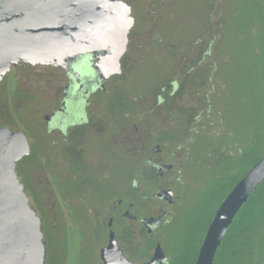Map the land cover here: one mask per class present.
Wrapping results in <instances>:
<instances>
[{"label":"flooded vegetation","instance_id":"flooded-vegetation-1","mask_svg":"<svg viewBox=\"0 0 264 264\" xmlns=\"http://www.w3.org/2000/svg\"><path fill=\"white\" fill-rule=\"evenodd\" d=\"M118 1L133 17L119 70L78 77L54 64L13 63L0 79V127L28 140L16 170L42 220L46 258L63 245L69 259L71 236L90 231L103 239L104 264L113 230L135 263L160 245L170 264H195L207 220L226 197L217 196L222 182L255 148L258 100L225 78L232 57L222 37L232 19L248 53L259 51L251 29L264 19V0ZM234 111L250 122L242 133L231 125ZM120 167L127 177L106 190ZM94 194L102 204L89 200ZM229 229L213 264H264V244L245 242L248 233L226 243Z\"/></svg>","mask_w":264,"mask_h":264},{"label":"water","instance_id":"water-1","mask_svg":"<svg viewBox=\"0 0 264 264\" xmlns=\"http://www.w3.org/2000/svg\"><path fill=\"white\" fill-rule=\"evenodd\" d=\"M132 23L130 8L118 0H0V79L18 61L62 66L78 77L97 68L114 73ZM28 151L23 133L0 127V264L46 260L42 220L16 170ZM262 182L264 152L216 209L195 264H213L227 230ZM101 256L104 264H138L124 254L113 230ZM143 264H170L169 256L158 245Z\"/></svg>","mask_w":264,"mask_h":264},{"label":"rangeland","instance_id":"rangeland-1","mask_svg":"<svg viewBox=\"0 0 264 264\" xmlns=\"http://www.w3.org/2000/svg\"><path fill=\"white\" fill-rule=\"evenodd\" d=\"M192 10L193 8L187 9V19L192 20ZM252 34L255 39L259 42V51H254L251 54L248 53L247 43H245L244 36L241 34L240 28L232 24V19H230V24L227 31L222 37V45L224 50L231 52V60L224 65V76L227 78L229 84L233 87L236 84L242 83L253 96H258V103L256 105V112L252 118V125L254 128H259L258 132L253 135L255 137V143H257L256 148L254 149V155H262L264 152V19L261 21L254 22L252 25ZM147 72H145L141 80L145 81V78H148ZM27 121V112L24 113ZM230 122L233 128L238 133H242L240 130L244 128L248 123L245 115L243 114L242 118L237 117L236 112L231 114ZM250 167V161H242L238 166L233 169V172L228 174L229 176L225 178L222 182L221 190L217 196L227 195L231 187L245 174V172ZM127 177L126 169L118 168L115 170L114 175L111 178L105 181L106 190H110L113 185H116L122 179ZM105 190V191H106ZM255 203L260 204V195L264 194V184L259 189ZM95 195V194H94ZM89 200H95L98 203L102 204L103 199L97 195H89ZM210 207L211 204H209ZM264 213L258 216L256 220V228L264 226ZM254 230V229H253ZM248 233V236L245 237L244 241L246 242H255L264 244V231L256 232L255 235ZM103 239L96 237L90 231L87 234H74L71 236L69 241L70 254L69 259H67L66 248L65 246H51L49 249V254L45 260V264H100L99 256L97 249L99 244ZM177 240V239H176ZM243 241V242H244ZM264 262V259L260 261ZM246 264H257L253 258Z\"/></svg>","mask_w":264,"mask_h":264},{"label":"trees","instance_id":"trees-1","mask_svg":"<svg viewBox=\"0 0 264 264\" xmlns=\"http://www.w3.org/2000/svg\"><path fill=\"white\" fill-rule=\"evenodd\" d=\"M255 96H254V98H256ZM257 100H258V96H257ZM258 130H259V128H255V133L258 132ZM256 145H257V143H255V148H256ZM244 156L249 157L250 163L254 164L260 158L261 154L255 156L254 151L249 149L247 152V155H244ZM263 184H264V182H262V184L258 187V189L251 195L248 202L239 211V213L235 219V222L230 227L228 234L225 238L226 243L229 242L230 236L232 238V241L236 242L237 237H239L241 234L249 233L251 230L256 228V225H257L256 220L258 219V216H260V215H262V213H264V194L260 195V202L261 203L260 204L255 203L256 198L258 197L257 194L260 192L259 189L263 186ZM213 213H214V210L212 211L210 217L207 220L206 229H207V226H208V224H209V222L213 216ZM219 257L217 258V261L220 259Z\"/></svg>","mask_w":264,"mask_h":264}]
</instances>
